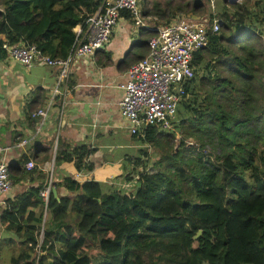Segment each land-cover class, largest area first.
<instances>
[{"label":"trees","instance_id":"trees-1","mask_svg":"<svg viewBox=\"0 0 264 264\" xmlns=\"http://www.w3.org/2000/svg\"><path fill=\"white\" fill-rule=\"evenodd\" d=\"M100 2L0 0V58L4 42L35 44L52 58H65L74 28ZM215 5L141 0L142 16L221 20L219 32L194 55L189 98L178 107L172 130L147 127L143 141L151 150L130 171L108 183L52 178L67 194L56 199L50 191L48 220L43 184L6 199L0 224L12 236L2 238L0 248L20 245L9 264H264V0ZM139 32L144 41L154 30ZM45 100L37 88L29 110ZM36 149L31 170L27 156L8 165L13 184L41 175L37 163L51 158L52 142ZM94 152L83 143L56 148L54 165L73 162L89 173L98 165Z\"/></svg>","mask_w":264,"mask_h":264},{"label":"crops","instance_id":"crops-1","mask_svg":"<svg viewBox=\"0 0 264 264\" xmlns=\"http://www.w3.org/2000/svg\"><path fill=\"white\" fill-rule=\"evenodd\" d=\"M215 1L218 0H214L211 9L215 8ZM142 17L147 25L143 28L151 30L166 22L154 16ZM140 28L129 19H121L105 46L95 52L93 58L78 59L72 64L67 80L68 92L64 97L55 98L54 110L40 132L36 131L38 119L30 116L32 110H29L28 103L37 88H42L45 99L48 98L56 82L58 68L38 63L26 67L7 56L0 58V146L4 149V160L8 165L22 156L32 160L38 152L37 147L52 142L51 158L37 163L41 175L34 173L32 179L27 177L19 184L12 183L0 204V214L5 209L6 199H12L15 192L29 186L44 185L50 177L54 182L70 176L80 183L91 179L108 183L126 170L130 171L133 161L149 151L143 139L128 132L118 106L123 95L118 85L128 79V67L148 52L149 37L140 45L139 42L143 41ZM74 31H77V26ZM135 58L138 60L131 63ZM23 139L27 140L24 144L21 142ZM82 143L95 150L93 161L98 165L91 172H79L74 163L68 161L58 165L53 163L51 169L49 162L55 156L56 148ZM64 194H67L66 190H56L58 198ZM44 218L48 220L50 215L45 213ZM11 236L0 224V240Z\"/></svg>","mask_w":264,"mask_h":264},{"label":"built area","instance_id":"built-area-1","mask_svg":"<svg viewBox=\"0 0 264 264\" xmlns=\"http://www.w3.org/2000/svg\"><path fill=\"white\" fill-rule=\"evenodd\" d=\"M209 4L214 7V0H209ZM121 19H129L138 28L147 26L141 15V0H101L99 7L77 25L74 42L65 58H52L35 44H2L7 58L21 65L30 67L38 63L58 68L56 82L44 105L30 114L38 119L36 131L40 132L47 123L54 110L55 98L66 96L72 64L78 59L93 58L95 52L105 46ZM220 25V19L209 23L207 17L178 13L154 29L147 40V54L128 67V79L118 85L123 90L118 102L119 115L131 135L144 139L148 126L173 129L178 107L189 98L186 87L197 69L194 55L207 45L210 35L219 32ZM21 142L24 144L27 140ZM3 154L4 149L0 146V204L12 187ZM34 166L33 160L25 163L27 170ZM52 183L50 177L39 190L45 213Z\"/></svg>","mask_w":264,"mask_h":264},{"label":"rangeland","instance_id":"rangeland-1","mask_svg":"<svg viewBox=\"0 0 264 264\" xmlns=\"http://www.w3.org/2000/svg\"><path fill=\"white\" fill-rule=\"evenodd\" d=\"M221 1V0H220ZM228 1V0H226ZM199 17H206L205 15H198ZM263 45H264V39H263ZM151 149H149L150 151ZM54 163V156L52 160H50L49 164L51 165V169L53 168ZM3 203V202H2ZM20 245L19 242L15 243L12 247H3L0 249V264H9V257L10 255H14L15 252L19 249ZM93 252H97V250L93 249Z\"/></svg>","mask_w":264,"mask_h":264},{"label":"water","instance_id":"water-1","mask_svg":"<svg viewBox=\"0 0 264 264\" xmlns=\"http://www.w3.org/2000/svg\"><path fill=\"white\" fill-rule=\"evenodd\" d=\"M231 2H232V0H231ZM51 192L53 193L54 197H55L56 199H58V197H57V195H56V189H55V187H52ZM200 234H201V230H199V231H198L193 237L196 238V237H198Z\"/></svg>","mask_w":264,"mask_h":264}]
</instances>
